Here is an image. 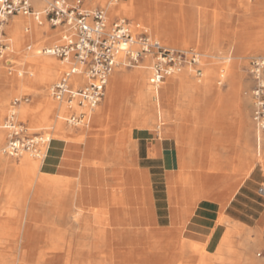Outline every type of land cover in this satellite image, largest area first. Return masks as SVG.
I'll use <instances>...</instances> for the list:
<instances>
[{
    "label": "crops",
    "instance_id": "0c3cea01",
    "mask_svg": "<svg viewBox=\"0 0 264 264\" xmlns=\"http://www.w3.org/2000/svg\"><path fill=\"white\" fill-rule=\"evenodd\" d=\"M133 1L165 45L200 53L201 74L185 67L151 104L148 82L139 74L127 89L133 73H122L84 141L77 131L40 162L1 160L0 264H264V129L249 70L264 59V0ZM38 64L41 86L54 68ZM19 85L0 67V115Z\"/></svg>",
    "mask_w": 264,
    "mask_h": 264
},
{
    "label": "built area",
    "instance_id": "2783aa9c",
    "mask_svg": "<svg viewBox=\"0 0 264 264\" xmlns=\"http://www.w3.org/2000/svg\"><path fill=\"white\" fill-rule=\"evenodd\" d=\"M21 15L38 26L59 30L58 41L38 52L58 57L68 65L50 90L67 110L60 116L72 127L90 125V113L103 101L116 68L140 67L151 59L148 81L158 91L167 78L185 67L194 69L201 65L197 51L167 46L148 27L127 17L111 22L105 8L89 7L84 0H52L44 7H37L33 0H0V57L10 49L7 27L14 17ZM249 70L256 81L254 120L264 129V59L253 61ZM201 72V68L196 70L197 74ZM30 101V96L14 98L7 116L0 120V129L7 133L1 150L12 158L30 154L42 160L54 139V126L31 131L19 119L20 105Z\"/></svg>",
    "mask_w": 264,
    "mask_h": 264
},
{
    "label": "rangeland",
    "instance_id": "374dc122",
    "mask_svg": "<svg viewBox=\"0 0 264 264\" xmlns=\"http://www.w3.org/2000/svg\"><path fill=\"white\" fill-rule=\"evenodd\" d=\"M52 0H47V2L45 3V5L50 2ZM86 2V4L89 7H103L107 10L108 15H109V19L110 21H114L115 18L117 17H127L129 19H132L135 22L138 23H143L144 25H146V27L149 25L145 24L143 21L139 20L135 14L133 13L134 9H130L125 13L119 12V11H114V12H110L109 7H108V3L107 4H102V2L100 0H84ZM91 1V2H90ZM115 2L114 0H110ZM123 0H120V2H122ZM93 2V5H92ZM91 3V4H90ZM34 4L36 5L35 1ZM44 5V6H45ZM37 6V5H36ZM43 6V7H44ZM38 7V6H37ZM130 13V14H129ZM125 14V15H124ZM15 19V18H14ZM13 19V20H14ZM27 19V18H26ZM30 20L31 23H27L26 25L23 26V33L26 34V36H28V40L26 39L25 42H20V45L17 44L11 34L9 33L8 29V43L10 45V48L8 50V52L5 53L4 57H0V67L1 69L5 72V74L8 77H12L14 80L18 81H24L27 85V87L24 90H20L17 91V93L13 94L6 102V106L4 111L1 113L0 115V120H4L5 117L7 116L10 106H11V102L13 101L14 98L16 97H25V96H30L31 101L26 103L23 102L20 107H19V118L20 120L24 123H26L30 128L31 131H40L42 130L44 127L47 126H54V131L55 134L53 135L54 138H60V139H66V140H70V139H74L72 135H74L77 131H80V137L77 139L79 141H84L86 139L87 135H91L93 128L96 125H99L102 123V121H104V117H103V111H102V105L100 104L94 111H92L90 113V119H91V123L90 125L87 126H83V127H72L66 124V122L63 120L62 114L65 113V111L62 109V103L56 101L52 95H51V86L56 83L61 77L63 72L66 70L67 67H65L64 69H60L59 73L57 74V76L55 78H52L51 81L47 84L44 85H36V83H34V80L36 78L37 72H39L40 66H42V64H38V60H41L42 58H44L45 56H49L47 54H43V53H39L38 50L46 47L48 45H53L58 41L59 38V30H55V31H51V28L47 25V26H38L32 19H27ZM35 26V28H38L42 31V36L37 38L36 36H33V27L31 26ZM37 26V27H36ZM26 27H30V30L27 31ZM43 29V30H42ZM44 32H48L50 34L53 35L54 40L53 42H51V44H46L43 42L44 40V36L43 33ZM31 47L30 49L28 47ZM14 58L16 60V67L10 71L6 65H5V59H11ZM54 57L57 61H59L61 64L63 63L62 61H60V59L58 57L52 56ZM35 58V60L37 59V63L28 64V60ZM153 63V61L151 59H146V61L144 62V64L140 67H135V68H126V67H119L117 70H119V72L128 74V72L133 73V78L128 77V75H126V79L123 81L126 84L127 89H129L131 86H134L136 84L139 83L140 80V76L139 73L141 71H147V76L144 78V80L146 82L148 81V77L150 76V65ZM65 64V63H64ZM225 65L222 66V69H226V67H224ZM198 68H203L202 64L195 67L194 69H192L193 73L195 74L196 70ZM17 71H20V73H17ZM9 72H12V74H10ZM127 77L129 79H127ZM111 79V76H110ZM111 85V81L109 80L108 86H107V90H106V94H105V98L108 97V93H109V86ZM140 86V84H139ZM150 90L152 91V94L154 95L152 100H151V104H153V99L154 97H156L157 95V89L155 87H151ZM46 106L50 107V111H46L44 112V109L46 108ZM54 106H56V110L54 112V114L52 115V109H54ZM61 108V110H60ZM51 115V117H50ZM53 120V121H52ZM108 120L111 121V118H109ZM47 121H51L48 123H45ZM59 123V124H58ZM60 130L66 131L67 133L71 134V136H64L63 134H57V132ZM0 132H2L3 134V138L1 141V145H0V161H4V160H15L12 157H9L7 155H5L2 152V147L5 145L6 140H7V133L4 130L0 129ZM34 157L30 154H25L21 160L22 161H27V159H33ZM41 159H39L40 162ZM131 183L133 185H135L136 187H139L142 184L141 178L138 176V172H133L131 173ZM160 188L164 187V183L159 185Z\"/></svg>",
    "mask_w": 264,
    "mask_h": 264
},
{
    "label": "bare ground",
    "instance_id": "6f19581e",
    "mask_svg": "<svg viewBox=\"0 0 264 264\" xmlns=\"http://www.w3.org/2000/svg\"><path fill=\"white\" fill-rule=\"evenodd\" d=\"M35 1L36 5L38 7H43L45 5V3L47 2V0H33ZM102 2V4H107L108 3V7H109V10L110 12H114V11H119V12H122V13H125L127 12L128 10L130 9H133V6H134V1L133 0H130L129 2H126V1H122L120 2V0H114L115 2L113 1H110V0H100ZM91 2V1H90ZM91 4V3H90ZM92 5H93V2H92ZM130 14V13H129ZM125 15V14H124ZM15 19L13 20V22L7 27L9 33L11 34L13 40L17 43L18 41H24L27 39L28 40V36H26L25 33H23V26L26 25L27 23H31L30 20H27L29 19V17H26V16H16L14 17ZM27 18V19H26ZM29 21V22H28ZM33 27V36H36L37 38H39L42 34V31L38 28H35V26H31ZM37 27V26H36ZM43 30V29H42ZM54 40V37H52L48 42L49 44H51V42H53ZM19 44V43H17ZM11 49V48H10ZM8 52V51H7ZM44 61L47 62L49 65H51L53 68H54V75L52 78H55L57 76V74L59 73V70L60 69H64L65 67H68V65L65 63H60L59 61H57L54 57H52L51 55L49 56H45L44 58ZM254 60V59H253ZM10 63H12L11 65L13 66V64L15 65L16 64V60L12 57L10 60ZM32 62V61H31ZM16 67V66H15ZM118 68H116L113 73L110 75L111 76V79L109 78V80L111 81V85L109 86V88H111V86L117 81V79L119 77L122 76V72H119V70H117ZM53 70V69H52ZM196 72V71H195ZM17 73H20V71H17ZM142 78H145L147 76V71H141L139 73ZM81 83H83V81L80 80ZM109 83V82H108ZM148 85L150 86V88L152 87V85L148 82ZM20 90V85L18 86ZM17 87V88H18ZM148 89V88H147ZM17 90V91H18ZM63 106V105H62ZM65 112L67 111L65 109V107L62 108ZM56 110V106H54V109H52V115L54 114ZM19 112V111H18ZM20 114V113H19ZM20 117V116H19ZM51 117V115H50ZM20 119V118H19ZM23 121V120H22ZM2 138H3V134L2 132H0V145H1V141H2ZM82 142V141H81ZM105 162V161H104ZM117 162V161H116ZM99 163V162H97ZM83 164V162H82ZM105 164V163H104ZM128 168V167H127ZM130 169V168H129ZM138 176L140 178H145V175L139 173ZM116 202V201H115ZM223 213V211H222Z\"/></svg>",
    "mask_w": 264,
    "mask_h": 264
}]
</instances>
